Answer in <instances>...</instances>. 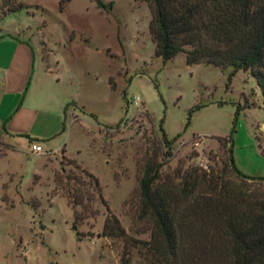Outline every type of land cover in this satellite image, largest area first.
Here are the masks:
<instances>
[{"label": "rangeland", "instance_id": "1", "mask_svg": "<svg viewBox=\"0 0 264 264\" xmlns=\"http://www.w3.org/2000/svg\"><path fill=\"white\" fill-rule=\"evenodd\" d=\"M100 1L111 7L92 0H0V14L4 4L22 6L0 18V30L16 32L35 50L52 71L53 89V98L37 94L24 103L42 112L24 131L47 137L45 152L29 154L31 142L21 137L0 145V264H119L123 252L128 264H155L145 245L152 223L139 217L138 181L148 160L161 165L160 182L176 185L197 174L216 190L264 196V183L241 181L229 171L227 147L216 140L228 136L240 107L234 165L246 176L264 177V110L254 80L239 71L228 82L229 70L186 65L181 53L163 64L148 34L147 5ZM39 66L37 86L44 78ZM161 119L168 139L181 135L167 160ZM73 164L96 179L103 201L94 196L85 209H75L82 219L75 231L66 199L73 183L66 178L83 187L89 180ZM108 213L123 238L101 236Z\"/></svg>", "mask_w": 264, "mask_h": 264}, {"label": "trees", "instance_id": "2", "mask_svg": "<svg viewBox=\"0 0 264 264\" xmlns=\"http://www.w3.org/2000/svg\"><path fill=\"white\" fill-rule=\"evenodd\" d=\"M92 1L101 9L111 7V3ZM140 1L149 11L147 29L155 57L164 64L181 53L186 65L229 70L228 82L235 73L246 72L259 90L264 110V0ZM2 7L0 18L22 8L20 4ZM200 107L191 108L188 117ZM239 110L236 107L228 136L216 138L217 143L226 145L225 164L239 180L264 183V177L246 176L234 165L232 134ZM158 132L167 160L172 143L181 135L168 139L162 130V119ZM73 165L89 180L83 187L75 178H66L73 183L67 187L66 199L73 210L71 230L75 231L82 220L75 209H85L94 196L102 199L96 179ZM160 167L148 160L138 181L139 217H148L152 223L150 240L145 245L155 264H264V196L225 186L216 190L215 183L205 184V176L197 174L183 176L179 184H167L160 182ZM101 236L124 237L123 229L110 213L104 219ZM128 261V253L123 252L119 264Z\"/></svg>", "mask_w": 264, "mask_h": 264}, {"label": "crops", "instance_id": "3", "mask_svg": "<svg viewBox=\"0 0 264 264\" xmlns=\"http://www.w3.org/2000/svg\"><path fill=\"white\" fill-rule=\"evenodd\" d=\"M37 65L43 69L44 78L40 82L42 86H39L40 83L37 86L35 78ZM51 72L19 34L0 30V145H6L5 140L8 138L21 137L42 148L43 142L49 140L44 136L41 139L30 138L26 134L25 126L32 124L30 121L35 122L42 112L26 109L24 103H28L31 97L37 94L53 98L50 94L53 89L47 79ZM56 151L55 149L49 152Z\"/></svg>", "mask_w": 264, "mask_h": 264}, {"label": "built area", "instance_id": "4", "mask_svg": "<svg viewBox=\"0 0 264 264\" xmlns=\"http://www.w3.org/2000/svg\"><path fill=\"white\" fill-rule=\"evenodd\" d=\"M134 101H137V98H135ZM28 150H29V154H32V155H39V154H43L45 152L37 144H31ZM196 165L200 168L205 169V165L200 161H196Z\"/></svg>", "mask_w": 264, "mask_h": 264}]
</instances>
